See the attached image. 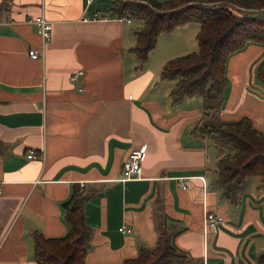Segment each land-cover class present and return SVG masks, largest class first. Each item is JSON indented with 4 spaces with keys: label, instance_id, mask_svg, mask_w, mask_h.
Returning a JSON list of instances; mask_svg holds the SVG:
<instances>
[{
    "label": "crops",
    "instance_id": "obj_1",
    "mask_svg": "<svg viewBox=\"0 0 264 264\" xmlns=\"http://www.w3.org/2000/svg\"><path fill=\"white\" fill-rule=\"evenodd\" d=\"M112 1L0 0V264H38L33 233H67L62 203L81 183L93 190L84 205L92 228L85 264H122L154 247L161 229L182 255L172 264H257L264 193L246 184L235 207L222 197L216 149L191 134L201 99L172 103L174 84L160 77L168 59L195 49L190 36L198 25L162 32L136 72L128 49L143 22L108 17ZM39 15L52 24L51 39L42 58L32 59L28 50L41 41L26 19ZM263 59L264 46L255 43L227 58L217 114L248 117L264 133V86L255 77ZM142 145L139 178L121 180L122 162ZM205 211L223 217L206 233ZM122 225L132 233L121 234Z\"/></svg>",
    "mask_w": 264,
    "mask_h": 264
},
{
    "label": "trees",
    "instance_id": "obj_2",
    "mask_svg": "<svg viewBox=\"0 0 264 264\" xmlns=\"http://www.w3.org/2000/svg\"><path fill=\"white\" fill-rule=\"evenodd\" d=\"M3 4L0 3V11ZM108 17L139 19L134 29L135 44L128 49L135 60V71L146 64L158 36L189 23L198 25L195 51L168 59L161 67L162 79L174 80L169 96L172 103L184 97L201 99V118L192 129L195 137L209 138L216 149L214 184L232 207L240 190L252 177L264 183V133L248 117L222 120L217 114L228 80L227 58L247 44L264 46V0H113ZM264 86V59L255 70ZM6 146L0 142V155ZM93 190L75 186L62 203L67 233L47 238L34 232L33 257L38 264H85L92 228L85 222L84 205ZM182 257L172 243L170 232L161 229L154 247L139 248L136 257L122 264H172ZM257 264H264V253Z\"/></svg>",
    "mask_w": 264,
    "mask_h": 264
},
{
    "label": "built area",
    "instance_id": "obj_3",
    "mask_svg": "<svg viewBox=\"0 0 264 264\" xmlns=\"http://www.w3.org/2000/svg\"><path fill=\"white\" fill-rule=\"evenodd\" d=\"M96 18V15H93V19ZM127 23H130V19H125ZM26 22L28 24L34 25L37 31V34L40 37L41 46L40 48H31L28 50V55L32 59H38L42 58L43 56V49L47 42L51 39V30H52V24L50 21H48L44 16L39 15L36 17H29L26 19ZM82 71H76L73 74L69 75L68 80L74 81L77 76L81 75ZM147 151V148L145 145L140 146L139 148L132 149L125 160L122 162V178L121 180H132L139 178L140 170H141V163L145 156V153ZM28 158H34L33 152H29L27 155ZM182 188L186 187V182L183 179L180 183ZM84 184L81 183L80 187H83ZM1 193V189H0ZM223 217L220 216V214L211 212V211H205L203 215V228L204 232L206 233L208 230H215L217 226L222 224ZM118 231L121 234H131L132 229L128 228L124 225L120 226L118 228Z\"/></svg>",
    "mask_w": 264,
    "mask_h": 264
},
{
    "label": "rangeland",
    "instance_id": "obj_4",
    "mask_svg": "<svg viewBox=\"0 0 264 264\" xmlns=\"http://www.w3.org/2000/svg\"><path fill=\"white\" fill-rule=\"evenodd\" d=\"M126 1H131V0H126ZM136 21H138V19L137 20H135V22ZM195 27H197V24H195V23H191L190 25H188V27L187 28H191V29H193V28H195ZM193 41H194V47H195V49L197 48V45H196V43H195V39H194V37L193 36H190V45H192L193 44ZM194 49V50H195ZM194 50H191L190 52H193ZM189 52V53H190ZM185 54H187V53H185ZM184 55V54H183ZM181 56V55H180ZM171 82L174 84V80H171ZM212 147V146H211ZM212 149H213V147H212ZM260 187V188H259ZM220 188V187H219ZM247 188H250L251 190H252V188H253V191L254 192H257L258 193V191H261L262 193H264V183H262L261 181H260V179H259V177H252L249 181H248V183H247ZM263 203H264V200H263ZM262 203V204H263ZM176 262H178L177 260L174 262V263H176Z\"/></svg>",
    "mask_w": 264,
    "mask_h": 264
}]
</instances>
